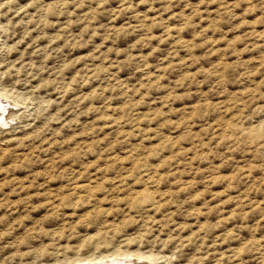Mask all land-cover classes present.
Here are the masks:
<instances>
[{
  "label": "rangeland",
  "instance_id": "374dc122",
  "mask_svg": "<svg viewBox=\"0 0 264 264\" xmlns=\"http://www.w3.org/2000/svg\"><path fill=\"white\" fill-rule=\"evenodd\" d=\"M0 264H264V0H0Z\"/></svg>",
  "mask_w": 264,
  "mask_h": 264
}]
</instances>
